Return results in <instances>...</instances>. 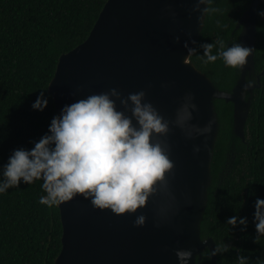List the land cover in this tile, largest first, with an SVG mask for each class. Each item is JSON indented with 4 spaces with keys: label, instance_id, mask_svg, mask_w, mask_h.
Instances as JSON below:
<instances>
[{
    "label": "water",
    "instance_id": "1",
    "mask_svg": "<svg viewBox=\"0 0 264 264\" xmlns=\"http://www.w3.org/2000/svg\"><path fill=\"white\" fill-rule=\"evenodd\" d=\"M249 2L228 46L241 27L240 43L255 50L244 68L236 69L231 92L220 90L184 47L185 42L196 47L204 30L206 18L200 23V13L192 11L196 0H108L88 39L61 56L48 89L57 115L65 105L115 88L123 97L146 91L147 101L168 120L175 119L184 95L192 92L199 107L192 123L201 127L209 120L215 123L207 137L190 140L173 126L162 138L171 146L174 163L168 174L171 195L160 191L136 214L96 209L81 195L58 206L63 237L55 264H179L177 249L193 252L190 264H202L206 251L211 264H217V254H212L215 241L202 237L209 199L216 194L212 164L221 132L217 102L233 106L230 139L239 153L264 75V71L257 75L256 64L260 0ZM247 74L252 87L244 91ZM197 144L201 151L195 154ZM141 213L147 216L146 224L135 227L133 222Z\"/></svg>",
    "mask_w": 264,
    "mask_h": 264
},
{
    "label": "trees",
    "instance_id": "2",
    "mask_svg": "<svg viewBox=\"0 0 264 264\" xmlns=\"http://www.w3.org/2000/svg\"><path fill=\"white\" fill-rule=\"evenodd\" d=\"M107 2L0 0V167L14 150L31 149L32 142L48 132L51 120L57 116L48 89L59 60L88 39ZM249 4V0H213L212 6L222 11L206 17L199 43L222 40L228 46ZM261 11L264 0H260L258 10V72L264 71ZM235 43H240L237 35L230 46ZM198 52L192 56L195 65L219 89L229 90L237 75L235 69L225 67L219 59L206 64L200 58L202 50ZM261 84L248 118L247 144L237 154L231 172L223 175L221 187L217 184L226 160L233 109L224 102L218 106L221 132L212 164V191L216 194L209 199L202 223V237L213 238L216 246L228 249L217 254V264H239L237 258L241 255L247 258V264H264V237L257 241L253 223L255 201L257 197L264 199V75ZM44 90L49 101L47 108L42 112L33 110V102ZM41 184L39 180L31 185L21 182L19 188L0 195V264H55L60 255L63 237L60 210L58 206L48 208L38 203L45 195ZM232 216L247 217L246 230L227 225ZM202 264H211L209 251L205 252Z\"/></svg>",
    "mask_w": 264,
    "mask_h": 264
},
{
    "label": "clouds",
    "instance_id": "3",
    "mask_svg": "<svg viewBox=\"0 0 264 264\" xmlns=\"http://www.w3.org/2000/svg\"><path fill=\"white\" fill-rule=\"evenodd\" d=\"M212 5L213 0H196L192 11L200 13L197 17L200 23L206 17L221 13L220 8ZM259 15L264 16V11ZM175 39L180 42L179 37ZM191 43L197 45L195 40ZM184 47L189 54L202 50L200 58L206 64L219 59L225 67L238 70L244 68L255 50L242 43L229 47L222 40L199 43L198 47H189L185 42ZM250 87L252 82L246 83L244 91ZM45 91L33 102V110L42 112L47 108L49 101ZM198 111L192 92L184 95L174 120L161 115L147 101L144 90L123 97L112 88L78 99L62 108L51 120L48 132L39 141L32 142L34 147L12 152L7 163L0 167V195L19 188L21 182L31 185L39 180L45 195L38 203L48 208L81 195L96 209L111 210L116 215L136 214L160 191L171 195L168 174L173 172L174 163L170 159L171 146L162 139L168 136L171 128H179L190 140L211 134L214 120L203 127L192 123ZM200 151L199 144L193 146L195 154ZM254 208L253 223L258 241L264 237V199L257 197ZM146 221L147 216L141 213L133 224L143 227ZM227 225L242 226L241 231H244L248 219L232 216L227 219ZM227 250L217 245L212 254ZM176 256L179 264H190L193 252L177 249ZM237 260L239 264H247L243 255Z\"/></svg>",
    "mask_w": 264,
    "mask_h": 264
},
{
    "label": "flooded vegetation",
    "instance_id": "4",
    "mask_svg": "<svg viewBox=\"0 0 264 264\" xmlns=\"http://www.w3.org/2000/svg\"><path fill=\"white\" fill-rule=\"evenodd\" d=\"M238 25V24H237ZM237 28V26L235 27V29ZM234 29V30H235ZM241 27L239 28V30H238V32L235 34V35H237V37L239 38V41H240V32H241ZM233 33H234V31H233ZM233 33L231 34V36L233 35ZM230 36V37H231ZM235 37V36H234ZM201 70V69H200ZM202 71V70H201ZM235 71H236V69H235ZM203 73H205L204 71H202ZM261 73L262 72H258V70H257V75H261ZM247 76V80H248V82L252 79V78H250V75L249 74H247L246 75ZM255 80H256V78H255ZM235 84H236V77L234 76V81L232 80V86H231V88L229 89V90H222V91H226V92H231L232 90H233V88H234V86H235ZM221 90V89H220ZM221 102H223V101H218L217 102V108H218V106H220V104H221ZM225 103V102H224ZM226 104V103H225ZM227 105H229L230 107L232 106L231 104H227ZM232 109H233V106H232ZM230 123H231V121H230ZM231 125V124H230ZM230 131H231V127H230V130L228 131V134H229V142H228V146H227V153H226V160H225V162H224V164H223V168L221 169V176H220V178H219V183L217 184L218 186H219V184L220 185H222V183H223V181L225 180L224 179V177H223V175L224 174H226V175H228L230 172H231V170L233 169V167L235 166V164H236V162H237V152H235V150H236V147H235V145H232V142H231V139H230ZM247 132H246V139H247ZM244 144H247V142L245 141V142H240L239 143V147H240V150H242L243 151V149H242V146L244 145ZM241 151V152H242ZM240 152V153H241ZM240 153L238 154V155H240Z\"/></svg>",
    "mask_w": 264,
    "mask_h": 264
}]
</instances>
